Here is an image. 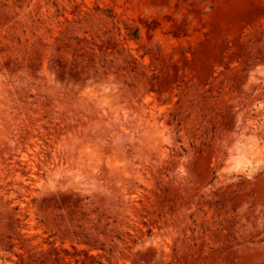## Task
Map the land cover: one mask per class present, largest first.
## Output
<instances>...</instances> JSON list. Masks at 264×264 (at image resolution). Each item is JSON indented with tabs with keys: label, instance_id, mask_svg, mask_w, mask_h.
I'll return each mask as SVG.
<instances>
[{
	"label": "rangeland",
	"instance_id": "rangeland-1",
	"mask_svg": "<svg viewBox=\"0 0 264 264\" xmlns=\"http://www.w3.org/2000/svg\"><path fill=\"white\" fill-rule=\"evenodd\" d=\"M0 264H264V0H0Z\"/></svg>",
	"mask_w": 264,
	"mask_h": 264
}]
</instances>
